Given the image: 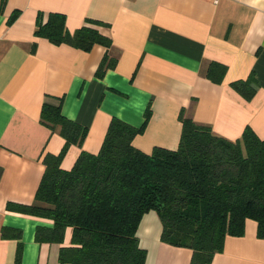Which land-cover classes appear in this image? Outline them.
I'll return each instance as SVG.
<instances>
[{"label":"crops","instance_id":"0c3cea01","mask_svg":"<svg viewBox=\"0 0 264 264\" xmlns=\"http://www.w3.org/2000/svg\"><path fill=\"white\" fill-rule=\"evenodd\" d=\"M62 14L69 32L99 20L111 40L84 51L55 45L35 35L50 14ZM14 15V17H13ZM107 53L116 59L102 78L96 70ZM210 62L226 67L221 83L206 76ZM253 73L249 101L230 87ZM62 100V113L87 127L81 147L71 145L61 161L69 170L82 150L97 153L113 117L140 127L132 144L145 153L178 146L179 115L213 133L240 138L250 127L264 139V0H0V264H13L18 241L3 238L4 227L21 231L20 264H60V246L38 243L46 218L6 209L8 202L33 204L44 172L43 156L57 154L64 139L40 123L47 101ZM162 225L153 210L141 218L137 237L144 264H189L192 251L160 240ZM245 221L242 236H227L208 264H264V239Z\"/></svg>","mask_w":264,"mask_h":264},{"label":"trees","instance_id":"16d2710c","mask_svg":"<svg viewBox=\"0 0 264 264\" xmlns=\"http://www.w3.org/2000/svg\"><path fill=\"white\" fill-rule=\"evenodd\" d=\"M99 25L106 26L89 19L69 32L64 16L52 13L37 25L35 35L84 51L95 44L107 49L111 40L99 32ZM115 63L105 53L96 75L102 78ZM225 71L223 64L210 62L206 76L221 83ZM256 86L253 73L230 83L247 101ZM149 116L148 108L140 127L113 117L99 151L82 150L64 170L63 157L71 145L82 146L87 127L63 115L60 98L57 104H42L40 123L58 131L64 144L57 154L43 156L35 202H8L6 209L52 221L36 227L38 243L62 244L65 230L72 229L71 244L59 248L60 264H144L146 250L139 245L137 228L151 210L161 221L160 240L192 251L189 264L210 263L227 236L244 234L247 219L256 222L257 237L264 239V139L247 126L240 138L229 140L181 112L177 148L154 147L145 153L132 141ZM1 235L18 241L13 264H20L21 231L4 227Z\"/></svg>","mask_w":264,"mask_h":264}]
</instances>
